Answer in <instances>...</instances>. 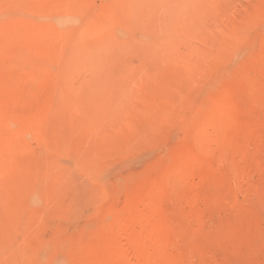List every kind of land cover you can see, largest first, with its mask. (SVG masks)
<instances>
[{"label":"rangeland","instance_id":"374dc122","mask_svg":"<svg viewBox=\"0 0 264 264\" xmlns=\"http://www.w3.org/2000/svg\"><path fill=\"white\" fill-rule=\"evenodd\" d=\"M0 264H264V0H0Z\"/></svg>","mask_w":264,"mask_h":264},{"label":"bare ground","instance_id":"6f19581e","mask_svg":"<svg viewBox=\"0 0 264 264\" xmlns=\"http://www.w3.org/2000/svg\"><path fill=\"white\" fill-rule=\"evenodd\" d=\"M129 3V2H128ZM13 5V4H12ZM11 5V6H12ZM23 7V6H22ZM60 7V6H59ZM58 7V8H59ZM64 7V6H63ZM65 7H67V6H65ZM72 8V7H71ZM75 9V8H74ZM177 9V8H176ZM22 11V10H21ZM51 12H53V11H51ZM45 13V12H44ZM23 14V13H22ZM21 14V15H22ZM82 14V13H81ZM17 15H19V14H17ZM26 15V14H25ZM35 15V14H34ZM58 15H60V14H58ZM58 15H56V16H58ZM69 15H72V14H69ZM74 15H75V13H74ZM28 16V15H27ZM26 16V17H27ZM55 16V15H54ZM61 16H62V14H61ZM68 16V14L66 15V17ZM22 17V16H21ZM25 17V18H26ZM41 17H42V15H41ZM69 17V16H68ZM72 17V16H71ZM75 17V16H74ZM94 17V16H93ZM43 18H45V17H43ZM54 18V17H53ZM70 18V17H69ZM61 19V18H60ZM25 20V19H24ZM23 20V21H24ZM43 20V19H42ZM59 20V19H58ZM62 20H64V19H62ZM61 20V21H62ZM67 20V19H66ZM109 20V19H108ZM27 21V20H26ZM68 21V20H67ZM66 21V22H67ZM71 21V20H70ZM25 22V21H24ZM48 22V21H47ZM63 22V21H62ZM72 22H74V21H72ZM113 22H115L114 20H113ZM113 22H112V25H113ZM43 23V22H42ZM52 24V23H51ZM71 24V23H70ZM36 25V24H35ZM61 25V24H60ZM62 25H63V23H62ZM62 25H61V27H62ZM68 26V25H67ZM60 27V26H59ZM70 27V26H69ZM44 28H46V27H44ZM29 29H31V26H28V30ZM34 29V31H35V27L33 28ZM55 29V28H54ZM110 30V29H109ZM53 31V30H52ZM59 31V30H58ZM37 32V31H36ZM43 32H44V30H43ZM104 32V31H103ZM46 33V32H45ZM58 33V32H57ZM36 34V33H35ZM54 34V33H53ZM90 34H92V33H90ZM37 35V34H36ZM93 35H94V33H93ZM100 35V34H99ZM51 36V35H50ZM53 36V35H52ZM91 36V35H90ZM111 36V35H110ZM113 36V35H112ZM54 37V36H53ZM73 37V36H72ZM69 38H71V37H69ZM96 38H98V37H96ZM102 38H103V36H102ZM55 39V38H54ZM53 39V40H54ZM100 39H101V37H100ZM52 40V39H51ZM73 41V40H72ZM93 41L95 42V39H93ZM90 42V41H89ZM56 43V42H55ZM99 43H100V41H99ZM66 44V43H65ZM99 46V45H98ZM87 47V46H86ZM93 48V47H92ZM99 48V47H98ZM84 49V48H83ZM85 50H86V48H85ZM88 50H89V48H88ZM101 51V50H100ZM81 53V52H80ZM54 58V57H53ZM219 114V113H218ZM225 119V116L224 115H220V116H218V117H216V120H215V122L218 124V123H220V122H222L223 120ZM223 124V123H222ZM173 181V180H172ZM139 214V213H138ZM145 214V213H144ZM147 214V213H146ZM141 215V214H140ZM123 220H124V218H123ZM127 220V219H126ZM134 222H132L133 223V225L134 226H137V228H140V229H144V230H147L148 229V223L147 224H145L143 221H142V219L140 218V217H135L134 219ZM148 220H150V219H148ZM153 221V220H152ZM123 222V221H122ZM148 222V221H147ZM153 226H154V224H153ZM153 226H152V229H153ZM126 226L124 225V228H125ZM150 227V226H149ZM113 228V227H112ZM132 228H133V226H132ZM149 230V229H148ZM156 230V229H155ZM154 230V231H155ZM140 231V230H139ZM123 232V231H122ZM128 232V231H127ZM153 232V231H152ZM121 233V232H120ZM154 233V232H153ZM124 234V233H123ZM114 235V234H113ZM117 235V234H116ZM125 241H126V239H124ZM130 240V239H129ZM150 243L151 242H149V240H147V241H142V242H139V241H136V242H129V241H127L126 242V247L129 249V251L132 253V251H135V250H137V249H139V248H141L142 246H145V245H150ZM123 244H125V242L123 241ZM124 246V245H123ZM158 246V245H157ZM135 253V252H134ZM135 256V255H134ZM133 256V257H134ZM119 257V256H118ZM143 257V256H142ZM117 262H119V261H117ZM130 262V261H129ZM122 263V262H121Z\"/></svg>","mask_w":264,"mask_h":264}]
</instances>
